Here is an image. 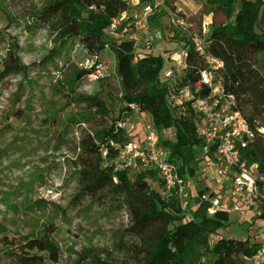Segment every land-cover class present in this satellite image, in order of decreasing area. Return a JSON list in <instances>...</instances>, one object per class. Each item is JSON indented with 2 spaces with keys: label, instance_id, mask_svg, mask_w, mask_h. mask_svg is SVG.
Listing matches in <instances>:
<instances>
[{
  "label": "trees",
  "instance_id": "1",
  "mask_svg": "<svg viewBox=\"0 0 264 264\" xmlns=\"http://www.w3.org/2000/svg\"><path fill=\"white\" fill-rule=\"evenodd\" d=\"M203 6L204 15L220 13L225 22L213 25L207 41L213 56L225 63L223 73L225 92L234 96L238 109L256 132L264 129V75L258 69L259 56H264V36L247 29L237 8L243 0H190ZM145 2V0L143 1ZM261 17H264V0H257ZM129 11L128 0H48L40 10L32 13L33 21L40 23L56 36L59 47L77 40L78 46L94 63L92 67L77 71L71 81L69 93L77 94V85L96 74L100 65L98 58L110 47L116 58V78L119 83V102L124 105L118 116L106 98L100 84L106 77L96 78L98 89L92 94L76 95L77 102L85 107L79 115L81 123L89 124L80 138L78 157V184L80 197H88L105 206H122L126 209L128 226L126 235L136 243L131 257L136 264H198V248L211 237L214 242L209 252L212 260L208 264H246L244 259L257 250V244L245 234L228 235L231 216L218 212L207 217V205H199L194 216L186 218L175 194L162 195L152 188L149 179L156 174L149 171L130 172L117 170L119 150L130 142L123 125L135 114V105L141 113L149 115L160 135L162 145L170 152L169 161L178 166L182 178H197V157L201 141L196 136L190 119L177 117L167 101V86L161 82L164 60L161 56L145 55L135 62L133 42L111 40L107 32L115 20ZM160 13L150 19L151 26L167 16ZM261 18V19H262ZM130 21L123 22L121 29ZM176 32L174 39L184 48L185 39ZM190 69L181 86L195 84L194 68H203V62L193 50L189 51ZM193 68V69H192ZM24 71L19 60L10 56L9 63L0 72V82L12 74ZM104 79V80H102ZM101 85V86H100ZM109 87V86H108ZM69 122L73 119L68 118ZM175 131V141L163 140L164 132ZM264 136H259L254 147L247 152L250 162L259 164L264 173ZM104 152H107L104 155ZM251 155V157H250ZM208 190H203L204 195ZM258 219L264 220V206ZM9 254L12 264H61L58 248L47 234L42 238H26ZM12 245V244H11ZM134 251V252H133ZM77 264H117L90 252H84ZM121 264H131L123 262Z\"/></svg>",
  "mask_w": 264,
  "mask_h": 264
},
{
  "label": "rangeland",
  "instance_id": "2",
  "mask_svg": "<svg viewBox=\"0 0 264 264\" xmlns=\"http://www.w3.org/2000/svg\"><path fill=\"white\" fill-rule=\"evenodd\" d=\"M47 1L0 0V72L10 56L17 58L24 68L22 73L9 75L0 82V264H12L9 254L16 251L13 242L19 245L26 238H42L45 234L58 248L61 264H77L79 256L90 251L113 263L136 264L131 257L136 242L125 231L126 209L102 206L79 195V141L90 125L79 120L85 107L73 99L78 94H92L99 85L90 77L77 85L76 95L69 93L75 73L92 66L93 61L77 40L60 48L56 36L33 21L32 13L40 11ZM144 3L132 4L129 16L140 12ZM160 13L168 14L156 21L154 30L161 31L164 38L154 44L152 54L163 57L161 75L170 66L165 58L183 47L174 39L176 32L180 33L179 40L187 41L189 35L202 36L205 29L210 32L213 25L226 21L220 13L205 16L203 6L190 0H169L155 15ZM170 14L177 15L185 27L174 28ZM237 14L242 16L247 29L264 36V17L257 0H243ZM107 37L113 40L109 31ZM98 60L100 73L106 77L100 84L106 86L105 92L110 90L111 98L106 100L113 116H118L124 105L118 101L115 54L108 47ZM258 69L264 75L263 55L259 56ZM146 119L154 125L149 115ZM123 128L130 142L144 139L139 114L129 116ZM162 138L173 142L175 131L163 133ZM196 169L198 172L197 164ZM188 180L193 184L186 207V218L190 219L196 210L195 187L203 182L198 176L195 179L188 176ZM149 183L163 195L157 176L149 179ZM200 187L207 188L204 184ZM259 224L250 229L231 216L226 232L245 234L252 239L257 236L255 229L264 228V222ZM213 242L211 237L198 248V264L211 262L209 250ZM43 256L50 264L48 256Z\"/></svg>",
  "mask_w": 264,
  "mask_h": 264
},
{
  "label": "built area",
  "instance_id": "3",
  "mask_svg": "<svg viewBox=\"0 0 264 264\" xmlns=\"http://www.w3.org/2000/svg\"><path fill=\"white\" fill-rule=\"evenodd\" d=\"M168 1L145 0L140 12L130 18L124 14L109 29L113 40L133 42L135 62L152 54L154 44L163 40V33L153 30L150 19ZM128 19L130 21L121 29ZM170 22L176 29L185 27L177 15L170 14ZM203 32L202 36L189 35L188 47H182L180 52H173L165 58L170 66L160 79L167 86L170 109L175 116L191 120L201 141L197 157L198 179L208 181L211 187L200 190L208 191L199 197L195 207L206 204L207 217L226 212L253 229L264 222L258 219L264 206V173L260 171L258 163L247 159L246 154L254 147L258 137L264 136V129L253 130L238 109L237 99L225 92V63L211 54L207 41L210 32L206 29ZM190 50L203 62L204 67L194 68L197 76L195 84L182 87V80L190 69ZM100 69L101 65L97 66L96 74L91 77H102ZM131 109L141 116L144 139L129 142L120 148L116 169L133 173L154 172L162 185L163 195L175 194L186 210L193 184L188 178H182L178 166L169 161L170 152L162 145L155 126L147 122V114L141 113L135 105ZM255 230L257 236L251 241L257 244V250L244 259L246 264H264V228Z\"/></svg>",
  "mask_w": 264,
  "mask_h": 264
},
{
  "label": "crops",
  "instance_id": "4",
  "mask_svg": "<svg viewBox=\"0 0 264 264\" xmlns=\"http://www.w3.org/2000/svg\"><path fill=\"white\" fill-rule=\"evenodd\" d=\"M131 1H132V3H131ZM128 4H129V7L133 4H137V0H128ZM136 12V11H135ZM137 14V13H136ZM130 14H129V11L126 13V17H129L130 18V16H129ZM156 26H157V23H156V25L155 26H152V28H153V30L156 28ZM160 50V48L158 49V50H156V51H159ZM105 53V52H104ZM103 54V53H102ZM101 54V55H102ZM162 55V54H161ZM201 182H203V183H201V184H204V185H206L207 187H211V185H210V183L207 181H201ZM201 184H199L198 185V187H195V190H196V195H195V197H193L194 199L196 198V202L198 203V198H199V191L202 189L200 186H201ZM193 189V188H192ZM191 189V190H192ZM196 203V204H197Z\"/></svg>",
  "mask_w": 264,
  "mask_h": 264
}]
</instances>
